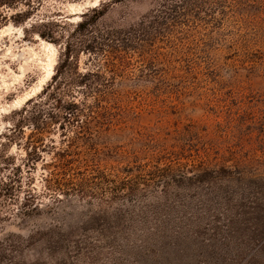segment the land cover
Instances as JSON below:
<instances>
[{"label": "rangeland", "instance_id": "rangeland-1", "mask_svg": "<svg viewBox=\"0 0 264 264\" xmlns=\"http://www.w3.org/2000/svg\"><path fill=\"white\" fill-rule=\"evenodd\" d=\"M29 4L0 9V135L55 73L61 47L38 32L69 36L103 7L99 26L129 29L158 1ZM79 57L81 72L96 68ZM213 59L194 74L186 60L177 95L141 98L98 159L81 151L82 169L66 170L53 149L30 169L24 149L0 147V264H264V47ZM138 75L135 63L117 85L144 96L152 85Z\"/></svg>", "mask_w": 264, "mask_h": 264}, {"label": "trees", "instance_id": "trees-1", "mask_svg": "<svg viewBox=\"0 0 264 264\" xmlns=\"http://www.w3.org/2000/svg\"><path fill=\"white\" fill-rule=\"evenodd\" d=\"M157 1L158 6L129 29L99 26L108 13L103 7L94 9L93 17L84 14L69 36L57 39L38 32L61 47L58 64L42 93L13 113L7 134L0 135V141L5 140L0 147L24 149L30 169L44 161L43 153L50 149L56 159L71 164L66 170L82 169L81 151L94 154L93 162L98 159L103 137L130 129L127 116H137V102L158 105L162 94L170 100L177 95L172 82L186 73V60L192 61V73H187L194 74L216 68L217 51L250 56L264 47V0ZM31 2L0 0V9ZM1 17L7 19L3 13ZM81 54L89 56L87 66L94 65V70L80 71ZM135 63L137 80L152 85L144 96L116 82L125 79ZM54 134L68 140H63L67 148L57 150ZM127 158L124 162L129 163ZM17 169L22 172V167Z\"/></svg>", "mask_w": 264, "mask_h": 264}]
</instances>
